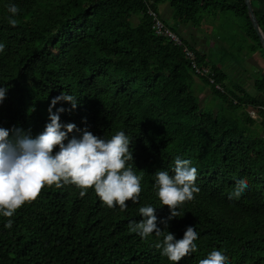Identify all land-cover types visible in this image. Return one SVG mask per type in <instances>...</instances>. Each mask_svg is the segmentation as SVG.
<instances>
[{
    "label": "trees",
    "instance_id": "obj_1",
    "mask_svg": "<svg viewBox=\"0 0 264 264\" xmlns=\"http://www.w3.org/2000/svg\"><path fill=\"white\" fill-rule=\"evenodd\" d=\"M250 4L264 38V0ZM9 5L20 9L16 16ZM148 11L177 34L199 67L209 68L212 82L194 71L180 46L154 31ZM9 18L18 21L15 27ZM171 22L211 24L217 42L238 39L250 63L253 53L264 59L243 0H0V87L8 89L0 128L10 139L14 128L35 138L50 123L51 100L73 95L75 109L63 101L52 109L63 108L60 123L80 130L68 138H80L85 128L106 140L124 131L133 170L142 176L139 201H129L125 211L108 208L94 189L81 198L68 184L45 187L17 210L11 229L0 214V264H172L154 247L162 236L129 231L143 219L142 206L156 208L157 227L176 240L195 227L197 250L179 264H199L213 250H222L227 264H264V73L249 80L246 72L237 84ZM201 94L211 97L209 105ZM177 158L197 169L200 191L165 227L170 210L156 194L155 174L174 175ZM240 179L247 189L229 199Z\"/></svg>",
    "mask_w": 264,
    "mask_h": 264
},
{
    "label": "clouds",
    "instance_id": "obj_2",
    "mask_svg": "<svg viewBox=\"0 0 264 264\" xmlns=\"http://www.w3.org/2000/svg\"><path fill=\"white\" fill-rule=\"evenodd\" d=\"M12 17L20 9L9 5ZM10 26L15 27L18 21L9 18ZM5 45L0 43V52ZM8 89L0 87V103L6 98ZM61 101L77 107V98L62 92L51 100L49 111L50 123L35 138L19 128H14L10 139V131L0 128V214L8 218L5 228L11 229L14 214L27 203L35 201L45 187L55 186L57 189L72 184L80 189L83 198L88 190L94 189L96 196L108 208L119 206L125 211L128 202L138 203L142 192V176L133 170V152L131 140L124 131H117L110 139H102L93 135L86 128L80 138L69 134L80 131L74 124L62 125L59 113L63 108L52 109ZM68 141L65 144V141ZM59 149L56 151V149ZM132 162V163H129ZM197 169L189 160H175L174 175L160 170L155 174L157 196L163 206L170 210V216L161 221L167 227V221L180 215L178 209L195 198L200 189L196 186ZM248 187L246 179L236 182L229 199H239ZM156 208L142 206L139 214L143 217L139 222H131L129 231L147 238L153 233L163 237L154 247L161 250L172 264L197 250L194 243L198 239L195 227L189 226L182 239L176 240L174 235L161 231L157 227ZM228 257L222 250L211 251L199 264H227Z\"/></svg>",
    "mask_w": 264,
    "mask_h": 264
},
{
    "label": "rangeland",
    "instance_id": "obj_3",
    "mask_svg": "<svg viewBox=\"0 0 264 264\" xmlns=\"http://www.w3.org/2000/svg\"><path fill=\"white\" fill-rule=\"evenodd\" d=\"M163 20L166 23H170V18L168 16L164 17ZM131 21L133 22L134 19L132 18ZM226 24L231 28L233 32H236L237 34L240 33V31L237 30V28L231 23L226 22ZM196 28H198V31L201 30L203 35H207V38L212 39V40L211 39L208 40L209 42L208 44L210 47H212L213 43L215 42L214 43L215 47L211 49L208 48L205 50L207 58L209 59L211 56V58L214 59L213 57L215 56L216 59L219 56L220 60L222 59L221 62H218L217 60L215 63L218 66L221 65L220 67L222 71L226 72L231 80H233L237 84L242 85L246 72L250 73L251 77L257 76L254 72L253 65L248 61L247 58L240 55L243 52H240V50H238V47L242 45L241 42H237L238 39H235L236 43H234L233 45L230 42H228V39L223 40L221 44L220 42H217L218 33L217 31L215 32V30H217L216 26L210 24V26L208 25V27H206L201 23L200 26ZM233 60L235 61L233 62ZM262 83H263L262 81H259V86H261ZM201 97L202 98L205 97V101H203L205 102V106L209 105V100L211 99V97L205 96V94H201ZM201 102L202 99L200 100V103Z\"/></svg>",
    "mask_w": 264,
    "mask_h": 264
},
{
    "label": "crops",
    "instance_id": "obj_4",
    "mask_svg": "<svg viewBox=\"0 0 264 264\" xmlns=\"http://www.w3.org/2000/svg\"><path fill=\"white\" fill-rule=\"evenodd\" d=\"M159 11H160V14L162 16L167 15V9L165 7L161 6L159 8ZM171 24L175 25L177 31L180 33V35L182 37L186 38L187 40H190V42L193 45H195L196 47H198V49L200 51H205L208 48L211 49V48L215 47L214 46L215 42L213 43L212 47L209 46L208 40H210L211 38H207V35H203L201 30L198 31V28H194L190 24L184 25V24L175 23V22L174 23L171 22ZM203 25H205L206 27H208V25L210 26V24H203ZM250 57H251V61H252L251 63H252L253 68H254V72L261 69V72L264 73V59H262L259 54H255V53H253ZM213 58L215 61L218 60V62H221L219 56L217 57L218 59L217 58L215 59V56ZM217 67H220V66L217 65ZM253 75H255V74H253ZM249 80H253V77H250ZM247 90L249 93H251L253 95L256 94L255 88L253 87V84H251V83L249 84V86L247 85ZM249 112L252 114V116H255L252 113V110H249Z\"/></svg>",
    "mask_w": 264,
    "mask_h": 264
},
{
    "label": "built area",
    "instance_id": "obj_5",
    "mask_svg": "<svg viewBox=\"0 0 264 264\" xmlns=\"http://www.w3.org/2000/svg\"><path fill=\"white\" fill-rule=\"evenodd\" d=\"M148 13L152 17V27L154 31L157 34L165 35L166 37H168L169 42L173 45L180 46L184 57L188 60V62H190V66L194 69V71L198 74L209 77L210 82H212V79L210 78L212 73L210 72L209 68L203 66L199 67L195 61L193 52L185 48V46L181 45V40L179 39L177 34L167 26H165L161 18L158 17L153 11H148Z\"/></svg>",
    "mask_w": 264,
    "mask_h": 264
},
{
    "label": "water",
    "instance_id": "obj_6",
    "mask_svg": "<svg viewBox=\"0 0 264 264\" xmlns=\"http://www.w3.org/2000/svg\"><path fill=\"white\" fill-rule=\"evenodd\" d=\"M243 3H244L245 8H246V13H247V17L249 19V22H250L257 38H258V42H259V45L261 47V50L264 51V38H263L262 32L260 31L259 26L257 24V20L253 14L252 6L250 4V0H243Z\"/></svg>",
    "mask_w": 264,
    "mask_h": 264
}]
</instances>
